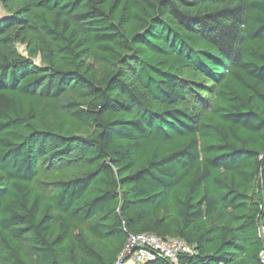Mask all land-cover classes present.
<instances>
[{
	"label": "trees",
	"instance_id": "16d2710c",
	"mask_svg": "<svg viewBox=\"0 0 264 264\" xmlns=\"http://www.w3.org/2000/svg\"><path fill=\"white\" fill-rule=\"evenodd\" d=\"M0 1V264H264V0Z\"/></svg>",
	"mask_w": 264,
	"mask_h": 264
},
{
	"label": "built area",
	"instance_id": "2783aa9c",
	"mask_svg": "<svg viewBox=\"0 0 264 264\" xmlns=\"http://www.w3.org/2000/svg\"><path fill=\"white\" fill-rule=\"evenodd\" d=\"M191 253L192 249L181 240H163L152 234L129 235L115 264H143L156 258L179 264L180 254Z\"/></svg>",
	"mask_w": 264,
	"mask_h": 264
},
{
	"label": "rangeland",
	"instance_id": "374dc122",
	"mask_svg": "<svg viewBox=\"0 0 264 264\" xmlns=\"http://www.w3.org/2000/svg\"><path fill=\"white\" fill-rule=\"evenodd\" d=\"M6 13H7V12L5 11V9H4V7H3L1 1H0V18H2ZM18 51H19L22 55H24V56L26 55L25 52H24V47H23V46H19V47H18ZM34 62H35L36 64L39 63L38 60H34ZM37 185H38L40 188H42V189H46L47 186L49 185V183H48V182H44V181H39V182L37 183Z\"/></svg>",
	"mask_w": 264,
	"mask_h": 264
}]
</instances>
